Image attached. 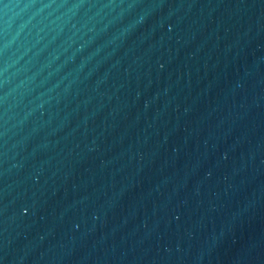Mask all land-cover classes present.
Here are the masks:
<instances>
[{
  "label": "water",
  "instance_id": "obj_1",
  "mask_svg": "<svg viewBox=\"0 0 264 264\" xmlns=\"http://www.w3.org/2000/svg\"><path fill=\"white\" fill-rule=\"evenodd\" d=\"M0 264H264V0H0Z\"/></svg>",
  "mask_w": 264,
  "mask_h": 264
}]
</instances>
